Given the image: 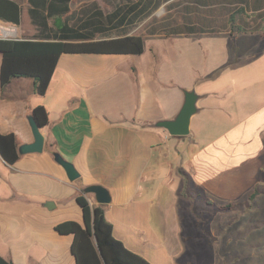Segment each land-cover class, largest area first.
I'll return each mask as SVG.
<instances>
[{
	"label": "crops",
	"instance_id": "1",
	"mask_svg": "<svg viewBox=\"0 0 264 264\" xmlns=\"http://www.w3.org/2000/svg\"><path fill=\"white\" fill-rule=\"evenodd\" d=\"M13 1L21 6V22L16 26L0 19L15 29H3V34L55 38L51 6L57 8V0ZM164 4L171 15L163 19ZM238 8L246 15L237 18L231 31L228 17ZM68 9L60 18L69 27L94 39L142 35L144 52L64 53L44 95L35 92L28 77L4 89L0 81V132L15 133L19 146L34 141L28 121L32 109L44 105L49 113L41 129L43 152L21 154L13 165L0 155V258L9 264H77L73 235L55 229L67 220L83 222L77 195L97 204L84 188H108L112 201L105 215L112 223L111 208H149L152 201L139 196L165 149L180 166L187 164L189 169H180V196L203 204V211L197 210L200 218H206L205 206L230 220L254 211L264 192V0H70ZM216 36L222 42L210 54L209 41ZM2 59L0 53V78ZM198 71L216 73L218 81L224 74L234 77L212 86L214 80H201ZM114 85L131 103L118 114L107 112ZM193 86L204 95L200 112L192 118L190 135L174 136L171 145L172 135L152 124L172 118L184 100L182 89ZM215 95L229 98L228 107L203 104ZM164 143L169 145L162 149ZM56 152L75 165L78 179H68L54 159ZM192 181L200 190L191 187ZM48 201L56 207L48 209ZM248 203L246 211L228 207ZM260 226L258 218L255 227Z\"/></svg>",
	"mask_w": 264,
	"mask_h": 264
},
{
	"label": "rangeland",
	"instance_id": "2",
	"mask_svg": "<svg viewBox=\"0 0 264 264\" xmlns=\"http://www.w3.org/2000/svg\"><path fill=\"white\" fill-rule=\"evenodd\" d=\"M162 10L163 19L171 15L169 5L164 4ZM218 41L222 42V39L219 40L217 36L209 41L212 46L208 49L210 54L215 51L212 49ZM195 74L209 83L214 80L212 86L219 84L220 79L228 81L234 77L232 74H224L218 81L215 80L217 74L213 72L198 71ZM119 90L123 89L117 85L112 86L106 100L110 104L107 112L118 114L121 109H130L131 103L123 100L124 94ZM229 102V98L215 95L207 98L203 104L211 103L221 107L224 104L228 107ZM203 116L198 118L197 115L194 127ZM174 140L175 137L171 136L168 142L174 145ZM169 143L162 144L161 148L164 149ZM166 150L157 160L155 169L148 173L152 178L139 196L142 200L152 201L147 203L149 208L145 207L140 212H127L120 207L110 209L108 218L115 225V235L156 264H264V192L262 198L258 199L257 208L240 215L236 220L220 215L212 206H205L206 218H200L197 210L203 204L180 196L183 188L180 169L189 168L185 163L180 166L179 161L173 160L170 153H165ZM191 187L200 190L202 186L192 181ZM244 198L241 199H247ZM258 218L261 226L256 228ZM213 238L221 242H213Z\"/></svg>",
	"mask_w": 264,
	"mask_h": 264
},
{
	"label": "trees",
	"instance_id": "3",
	"mask_svg": "<svg viewBox=\"0 0 264 264\" xmlns=\"http://www.w3.org/2000/svg\"><path fill=\"white\" fill-rule=\"evenodd\" d=\"M70 0H57L51 13L55 14L57 27L55 38L12 39L0 37L1 85L12 80L28 77L33 80L34 90L39 95L47 93L56 66L62 54L105 53V54H141L144 52L142 35L134 34L110 39H94L86 33L68 26L60 17L68 9ZM21 6L13 0H0V19L18 26L21 22ZM246 15L243 9H236L228 17L231 31L237 18ZM239 29V28H238ZM57 36V37H56ZM31 115L41 127L49 122V113L44 105L32 109ZM0 155L9 165L15 164L21 153L15 133L0 132ZM187 181V178H185ZM189 195L188 191H184ZM183 192V194H184ZM83 210V222L67 220L55 226L62 235H73L72 253L77 264H156L137 250L126 245L115 235V225L106 217V205L92 204L88 197L79 194L76 197ZM235 211H246L251 204L229 205ZM0 264H9L0 258Z\"/></svg>",
	"mask_w": 264,
	"mask_h": 264
},
{
	"label": "water",
	"instance_id": "4",
	"mask_svg": "<svg viewBox=\"0 0 264 264\" xmlns=\"http://www.w3.org/2000/svg\"><path fill=\"white\" fill-rule=\"evenodd\" d=\"M184 100L181 104L178 112L168 119H162L155 121L152 126L160 129H165L172 136H188L191 133V121L195 114L200 112L198 103L204 97V95L199 94L196 87L193 86L190 89H182ZM29 124L31 126L32 132L34 134V141L31 143H23L19 146V152L21 154L30 153H41L45 146V135L42 132V127L35 120L33 115L28 117ZM54 159L61 164L65 171L67 172V177L70 181H75L81 176L79 170L75 165L64 159L63 154L60 152L54 153ZM86 194H94V198L97 204L107 205L112 201V195L108 188L101 184H92L84 188ZM46 207L50 210L56 207L54 201H48Z\"/></svg>",
	"mask_w": 264,
	"mask_h": 264
},
{
	"label": "built area",
	"instance_id": "5",
	"mask_svg": "<svg viewBox=\"0 0 264 264\" xmlns=\"http://www.w3.org/2000/svg\"><path fill=\"white\" fill-rule=\"evenodd\" d=\"M0 28H2V29H4V30H9L10 32H12V31H14L15 29L14 28H12V27H10V26H5V25H2V24H0ZM14 33H15V31H14ZM1 36L3 37V38H7V37H10V38H12V36H14V34H12V35H10V34H1ZM0 36V37H1Z\"/></svg>",
	"mask_w": 264,
	"mask_h": 264
},
{
	"label": "bare ground",
	"instance_id": "6",
	"mask_svg": "<svg viewBox=\"0 0 264 264\" xmlns=\"http://www.w3.org/2000/svg\"><path fill=\"white\" fill-rule=\"evenodd\" d=\"M4 30L2 28H0V34H3Z\"/></svg>",
	"mask_w": 264,
	"mask_h": 264
}]
</instances>
